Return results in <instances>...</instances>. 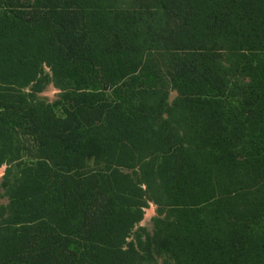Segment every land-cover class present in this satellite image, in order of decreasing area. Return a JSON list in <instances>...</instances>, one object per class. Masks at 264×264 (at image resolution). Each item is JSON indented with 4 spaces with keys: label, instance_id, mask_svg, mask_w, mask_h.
Segmentation results:
<instances>
[{
    "label": "trees",
    "instance_id": "trees-1",
    "mask_svg": "<svg viewBox=\"0 0 264 264\" xmlns=\"http://www.w3.org/2000/svg\"><path fill=\"white\" fill-rule=\"evenodd\" d=\"M2 166L0 264H264V0H0Z\"/></svg>",
    "mask_w": 264,
    "mask_h": 264
},
{
    "label": "rangeland",
    "instance_id": "rangeland-1",
    "mask_svg": "<svg viewBox=\"0 0 264 264\" xmlns=\"http://www.w3.org/2000/svg\"><path fill=\"white\" fill-rule=\"evenodd\" d=\"M45 72L51 74L50 68L45 66ZM59 93V89L55 87L53 82L47 83L45 89L40 93L42 97L47 98L50 101H54L57 99V95ZM176 96V92L172 91L170 94V98L173 99ZM89 162L92 164L93 159H89ZM5 166L0 167V181L2 180V176L4 174ZM2 202H6V198L1 199ZM144 215L143 219L137 224L138 226H145L148 231L152 232L153 231V217L157 214V206L150 202L148 207L144 208Z\"/></svg>",
    "mask_w": 264,
    "mask_h": 264
}]
</instances>
